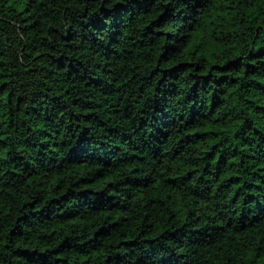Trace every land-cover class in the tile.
Returning a JSON list of instances; mask_svg holds the SVG:
<instances>
[{"label":"trees","instance_id":"obj_1","mask_svg":"<svg viewBox=\"0 0 264 264\" xmlns=\"http://www.w3.org/2000/svg\"><path fill=\"white\" fill-rule=\"evenodd\" d=\"M0 264H264V0H0Z\"/></svg>","mask_w":264,"mask_h":264}]
</instances>
